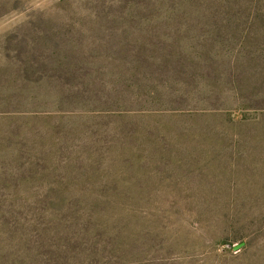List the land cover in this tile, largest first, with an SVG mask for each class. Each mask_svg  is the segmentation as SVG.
Listing matches in <instances>:
<instances>
[{"label": "rangeland", "instance_id": "1", "mask_svg": "<svg viewBox=\"0 0 264 264\" xmlns=\"http://www.w3.org/2000/svg\"><path fill=\"white\" fill-rule=\"evenodd\" d=\"M138 78L129 172L77 98ZM0 264H264V0H0Z\"/></svg>", "mask_w": 264, "mask_h": 264}, {"label": "trees", "instance_id": "2", "mask_svg": "<svg viewBox=\"0 0 264 264\" xmlns=\"http://www.w3.org/2000/svg\"><path fill=\"white\" fill-rule=\"evenodd\" d=\"M127 82H129L128 87L130 88V90H132L133 92V90L139 89L140 95L129 94L117 97L100 96L98 98L81 97L77 98L79 106L77 110L93 115H96V113H100L98 115H104L109 119L113 118V116H116L115 122H117V124L115 127V131L118 132V135L113 136L112 143L109 144L107 148L105 146L103 150L105 152L106 149L105 154L108 156L115 154L120 157L121 163L128 168L127 170L129 172H133L135 169L134 164H139L142 161V158L138 157L137 153V148L142 143V140L154 141L156 139L154 138V133L147 131L153 129V122L142 125L141 128H144L145 131L139 133V130L137 128H130V121L132 119V116L135 117L137 115H143L141 118L156 119V113H160L161 111L166 110H172L169 108H173V106H175L176 104H179L180 102L184 103L188 100L176 101L173 98H164L163 96L156 94L155 91L158 87H160V84L154 86V84L150 83L147 78H138V81L128 80ZM164 84L167 85L168 82L166 81L164 82ZM169 87L173 86L170 84ZM154 123L156 122L154 121ZM166 152L167 154H172L170 149H166ZM166 152L160 150L161 156H164ZM128 225L129 227L131 226L130 223H128ZM220 237V247L225 245L232 246L231 242L229 244L228 241L223 240ZM234 242L238 243V248H236L237 250L244 248V246L246 245V243L241 240Z\"/></svg>", "mask_w": 264, "mask_h": 264}]
</instances>
